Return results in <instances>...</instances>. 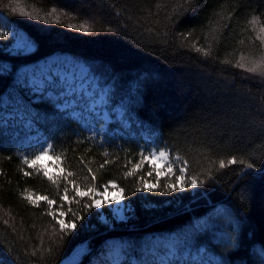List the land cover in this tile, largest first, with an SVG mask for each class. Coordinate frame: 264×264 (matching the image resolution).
I'll list each match as a JSON object with an SVG mask.
<instances>
[{"label": "trees", "instance_id": "1", "mask_svg": "<svg viewBox=\"0 0 264 264\" xmlns=\"http://www.w3.org/2000/svg\"><path fill=\"white\" fill-rule=\"evenodd\" d=\"M0 12L35 45L13 54L0 34V103L15 98L20 67L68 53L133 123L157 132L185 172L180 191L175 176H148L136 167L140 141L129 129L89 137L40 93L27 107L63 173L53 183L23 163L0 125V264H59L82 243L77 264H89L111 238L127 242V258L154 264L142 258L146 237L172 232L224 264H264V75L246 71L264 67V0H0ZM108 183L130 207L124 222L102 223L94 206L92 193ZM60 217L76 228L62 230Z\"/></svg>", "mask_w": 264, "mask_h": 264}, {"label": "rangeland", "instance_id": "2", "mask_svg": "<svg viewBox=\"0 0 264 264\" xmlns=\"http://www.w3.org/2000/svg\"><path fill=\"white\" fill-rule=\"evenodd\" d=\"M0 34L5 43L4 49L13 54H22L32 51L35 47L33 40L20 27L12 24L9 17L0 12ZM5 69L9 66L5 64ZM15 98L5 94L0 103V125L8 131L15 140L18 153L23 163L37 167L49 176L55 177L63 173L61 158L53 148L47 154L41 155L39 160L32 161L40 155L42 148H48L51 143L47 140L42 130L33 118V112L27 103L38 100L40 93L53 98L56 106L64 111L65 115L76 119L80 127L87 132L89 137L100 141L107 135L116 132H125L139 138L141 147V161L139 169L148 167L147 175L155 177L164 176L176 178V185L172 189L180 191L183 186L184 167L178 162L177 156H172L170 151L160 144L157 132L140 122L129 119L125 112L123 101H114L107 86L100 85L97 78L92 75L84 63L68 53H53L36 62L24 65L16 71ZM52 146V145H51ZM165 151L168 156L157 159L144 160L143 157L157 155ZM172 165L169 172L168 165ZM183 168V172L181 169ZM180 174H174L176 170ZM151 173V174H149ZM153 185L146 183L145 187ZM156 184H154L155 186ZM172 185V184H171ZM194 187L193 184H191ZM94 206L100 211L99 218L102 223L111 225L112 221L124 222L130 216V207L123 199L121 190L115 183H108L93 193ZM35 201L41 197L33 198ZM148 205L149 203L146 202ZM149 204L148 206H150ZM106 206L109 213L103 210ZM60 220H63L61 217ZM200 222V221H199ZM199 222L196 224L199 225ZM223 235L218 232V236ZM228 237L227 234H225ZM187 233H169L163 236L148 235L143 244L142 258L154 264H224L216 255L207 251L204 246L194 247L187 241ZM106 250L101 258L94 259L89 264H137L133 256L126 257V241L119 238L108 239L105 243ZM128 261L126 263L125 261Z\"/></svg>", "mask_w": 264, "mask_h": 264}, {"label": "snow or ice", "instance_id": "3", "mask_svg": "<svg viewBox=\"0 0 264 264\" xmlns=\"http://www.w3.org/2000/svg\"><path fill=\"white\" fill-rule=\"evenodd\" d=\"M13 11H15V9H13ZM20 15H22V16H27V15H29V13L24 12L23 10H21ZM32 18L35 19L36 17H32ZM254 19H255V18H254ZM67 27H68V28H71V29H75V30H77V31H82V32H84V33H88V32L91 31V28L88 27V26H86L85 24H81V25H79L78 28H77V26L74 25V24H68ZM197 51H201V49H197ZM204 54L207 55L206 52H205ZM239 67L244 68L245 66H244L243 64H240ZM246 71H248V72H252V73H255V72H258V71H259V72L261 73V75H264V67H262L261 64H259V63L255 64V65L252 66V67L247 68ZM50 149H52V146H51V145H49L48 148H42V149H41V152H40V155H37V156L35 157V159L32 161V164L35 163V160H39L41 155L47 154L48 151H49ZM167 156H168V153H166L165 151H160L159 154H158V156H157V155H154V154H151L150 157H143V159H144V160L151 159L153 162H155L157 159H163V158H166ZM55 158H56L57 160L60 159V157H55ZM235 162H236L235 160H230V161H229V163H235ZM106 163H107V161H106ZM102 166H103V165H102ZM223 166H224V162L221 161V167H223ZM136 167L139 168L140 165L137 164ZM247 167H248V168H252L253 165L249 163V164H247ZM168 170H169V172L172 171V165H171L170 163H169V165H168ZM181 172H183V168L181 169ZM26 174H27V173H26ZM131 174H132L131 172L127 173V175H131ZM149 174H151V173H149ZM44 175H45V176H48V178H49L50 180H52L53 183H55V180L53 179V177H52V176H49V174H48L47 172H44ZM69 175H71V173H69ZM93 179H95V177H93ZM154 187H155L154 185H149L148 190L151 191V190H153ZM65 191H67V189H65ZM80 195H84V193H80ZM41 199H47V197H41ZM48 202H49V203H52V201H48ZM95 206H96V207H99V206H100V203L97 202ZM61 215H63V213H61ZM59 223H60V226H61V229H62V230H63V229H68V228L75 229L76 226H77L75 223L65 224V222H64L63 220H60Z\"/></svg>", "mask_w": 264, "mask_h": 264}, {"label": "water", "instance_id": "4", "mask_svg": "<svg viewBox=\"0 0 264 264\" xmlns=\"http://www.w3.org/2000/svg\"><path fill=\"white\" fill-rule=\"evenodd\" d=\"M85 252V244L82 243L80 245H78L74 251H72L69 255L65 256L59 264H62L63 262H65L69 257H72V259L75 260V263H77L80 258H81V254Z\"/></svg>", "mask_w": 264, "mask_h": 264}, {"label": "bare ground", "instance_id": "5", "mask_svg": "<svg viewBox=\"0 0 264 264\" xmlns=\"http://www.w3.org/2000/svg\"><path fill=\"white\" fill-rule=\"evenodd\" d=\"M62 264H75V260L72 259V257H69L65 262H63Z\"/></svg>", "mask_w": 264, "mask_h": 264}]
</instances>
